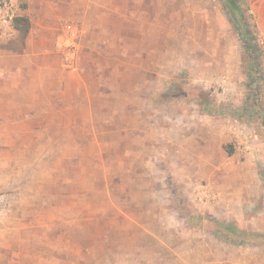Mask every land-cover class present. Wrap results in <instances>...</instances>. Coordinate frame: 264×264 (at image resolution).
<instances>
[{
	"label": "rangeland",
	"instance_id": "obj_1",
	"mask_svg": "<svg viewBox=\"0 0 264 264\" xmlns=\"http://www.w3.org/2000/svg\"><path fill=\"white\" fill-rule=\"evenodd\" d=\"M237 1L35 0L11 47L43 73L0 120V264H264V232L235 233L264 219V0Z\"/></svg>",
	"mask_w": 264,
	"mask_h": 264
},
{
	"label": "crops",
	"instance_id": "obj_2",
	"mask_svg": "<svg viewBox=\"0 0 264 264\" xmlns=\"http://www.w3.org/2000/svg\"><path fill=\"white\" fill-rule=\"evenodd\" d=\"M34 2L35 0H20V3H24L25 5L22 6V10L20 9L18 16L27 17L31 22V29L25 40V46H28L27 44L30 43L33 32L34 19L32 18V14L34 12L33 8L35 7ZM41 4L42 3L38 4L37 9ZM15 33H18L16 29ZM14 38L7 39L0 37V120L3 118V115L6 116V119H9L7 115L12 112L8 113L7 108L10 107L9 109L11 111L13 105L16 103L15 98H21V104L30 103L29 89L30 87H34L33 85L36 83V80L39 81L36 75L43 73V68L39 71V64L35 67V63L31 60L32 55L29 47L26 49L23 43L21 51L15 50V47H11V43H13ZM44 39V33L38 35V40ZM35 52L36 51H32L33 54ZM42 80L44 81V78H42ZM247 138L246 145L250 149L247 152V155H245L246 157L252 154L254 155V152L256 151L254 133H248ZM262 220L263 224H259V230L257 228H253L259 231L255 232V234L259 235L264 232V219ZM252 260H264V251L261 252V255L254 254Z\"/></svg>",
	"mask_w": 264,
	"mask_h": 264
},
{
	"label": "built area",
	"instance_id": "obj_3",
	"mask_svg": "<svg viewBox=\"0 0 264 264\" xmlns=\"http://www.w3.org/2000/svg\"><path fill=\"white\" fill-rule=\"evenodd\" d=\"M20 0H0V37L13 39L15 36L14 22L20 11ZM64 36L67 46L76 47L79 31L73 24H66L64 27ZM8 198L0 195V220L8 212Z\"/></svg>",
	"mask_w": 264,
	"mask_h": 264
},
{
	"label": "trees",
	"instance_id": "obj_4",
	"mask_svg": "<svg viewBox=\"0 0 264 264\" xmlns=\"http://www.w3.org/2000/svg\"><path fill=\"white\" fill-rule=\"evenodd\" d=\"M224 1H225L226 8L233 15L235 14L236 11L239 10V4H238V1L237 0H224ZM228 5H229V7H228ZM14 27H15V29L18 32L19 38L21 40H23V43H24L25 40H26V38H27V36H28V34H29V32H30V29H31V22H30V20L27 17L18 16L15 19ZM245 33H246V31H245ZM247 43H248V48L251 49V52H252L253 57L254 56H257L258 52L256 50V47L254 45H252L251 43H249V42H247ZM252 67L255 68V65L253 64ZM228 153H229V155L232 154L231 151L228 152ZM235 233L237 234V236H241L243 238H246L245 241H247V242H248V238L249 237H250L249 239H252L254 237V239H252V240H257V239H255L257 237V234H255V233L254 234H251V233H248L247 234L246 232L240 231V230H235ZM249 241H251V240H249Z\"/></svg>",
	"mask_w": 264,
	"mask_h": 264
}]
</instances>
